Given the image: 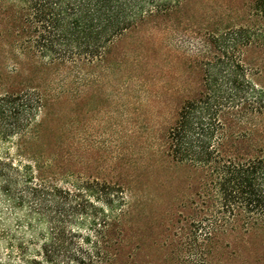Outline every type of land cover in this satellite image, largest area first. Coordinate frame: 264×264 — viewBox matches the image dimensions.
Segmentation results:
<instances>
[{
    "label": "trees",
    "instance_id": "obj_1",
    "mask_svg": "<svg viewBox=\"0 0 264 264\" xmlns=\"http://www.w3.org/2000/svg\"><path fill=\"white\" fill-rule=\"evenodd\" d=\"M184 1L0 0V36L14 53L43 60L42 68L83 69L106 59L126 32ZM248 6L245 20L209 33L214 54L202 60V86L183 101L166 129V161L186 190L176 212L180 220L171 224L176 236L160 249L167 264H216L215 259L229 264L238 258L229 249L264 246V87L244 59L250 50L264 49V0H249ZM49 103L36 88L6 90L0 117L5 108L25 113ZM21 167L0 159L2 183L9 179L6 169ZM26 168L25 182L11 178L10 187L0 190L13 201L11 188L25 185V196L42 204L48 198L42 199L33 168ZM114 188L97 181L77 190L57 187L48 200L54 208L38 213L49 226L47 236L38 250L21 245L19 264H123L126 226L140 204L126 201L124 187ZM88 220L91 228L81 236ZM55 222L64 228H55ZM242 259L264 263L263 256Z\"/></svg>",
    "mask_w": 264,
    "mask_h": 264
},
{
    "label": "rangeland",
    "instance_id": "obj_2",
    "mask_svg": "<svg viewBox=\"0 0 264 264\" xmlns=\"http://www.w3.org/2000/svg\"><path fill=\"white\" fill-rule=\"evenodd\" d=\"M248 1L173 3L169 13L129 30L106 59L83 69L42 68L43 60L14 53L0 36V95L29 86L50 100L42 111L4 109L0 159L22 167L6 169L9 179L2 183L0 178V186L9 188L11 178L25 182L28 166L42 199L51 200L57 187L77 190L92 181L122 186L126 201L140 204L126 226L123 264H167L160 249L170 246L171 224L180 220L176 212L186 190L172 178L174 171L166 161V129L183 101L202 86V60L214 54L209 33L245 20ZM2 22L0 15V26ZM244 59L264 87V49L250 50ZM24 187L11 188L13 201L0 190V264H19L21 247L38 250L47 236L49 226L38 213L54 205L28 198ZM83 194L80 201L85 202L88 196ZM54 227L64 228L57 222ZM90 228V220L85 221L79 233L85 236ZM229 251L238 257L229 264H264L242 259L264 257V246Z\"/></svg>",
    "mask_w": 264,
    "mask_h": 264
}]
</instances>
